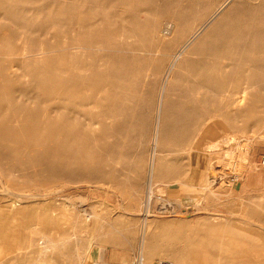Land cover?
Wrapping results in <instances>:
<instances>
[{"label":"rangeland","instance_id":"1","mask_svg":"<svg viewBox=\"0 0 264 264\" xmlns=\"http://www.w3.org/2000/svg\"><path fill=\"white\" fill-rule=\"evenodd\" d=\"M225 1L0 0V215L99 216L0 264H264V0H229L157 111Z\"/></svg>","mask_w":264,"mask_h":264},{"label":"bare ground","instance_id":"2","mask_svg":"<svg viewBox=\"0 0 264 264\" xmlns=\"http://www.w3.org/2000/svg\"><path fill=\"white\" fill-rule=\"evenodd\" d=\"M228 2L229 0H226L224 3H222L206 22H204L200 27L193 31L190 37L179 47L178 51L174 53V55L169 60L170 62L160 84L159 98L157 104V111L159 115L160 110L163 107L162 100L165 97V92L168 90L170 84L169 80L172 77V69L175 67L177 63L176 61L183 57L182 50L190 43H197V41L201 39V33L205 30L208 24L217 15L220 14V12L226 7ZM149 165L150 167H153V158H151ZM149 195H151V193ZM147 203L148 198L147 202L145 201L146 205ZM44 208L33 207L32 209H30L31 213L34 214L33 220H30L31 217L26 218L25 215L21 213V209L10 210L6 214L0 215V253H3L5 250H7L8 245H10L9 243L13 242L16 244L18 243L16 241H19L20 239L24 238L33 241L38 240L41 237H46L49 239L79 238V236H81L80 232H78L79 229L82 227L86 228L89 226L87 217L90 216L93 218L95 216L99 218V216L95 213H88L85 209H82V213L80 215H76L73 213L74 210L71 211L72 208L66 206H61V209L58 212H55L56 210L54 209L46 210ZM30 221L33 222L30 223ZM146 228L147 225L145 223V225L143 226V232L140 241V245L142 249H144V252H147V242L145 239ZM69 262H77L74 264H80L79 257H65L56 259L51 255H43L41 254V252H37L33 257L30 258H28L27 256L23 259L18 260L17 262H14L13 264H65ZM86 262L87 264L96 263V261L92 263H89L88 261Z\"/></svg>","mask_w":264,"mask_h":264},{"label":"built area","instance_id":"3","mask_svg":"<svg viewBox=\"0 0 264 264\" xmlns=\"http://www.w3.org/2000/svg\"><path fill=\"white\" fill-rule=\"evenodd\" d=\"M261 162L262 164H264V157H262ZM65 264H74V263H65ZM107 264H145V263H144V257L142 255V252H138L137 254L133 256L131 260L125 263L109 262ZM153 264H171V261L159 259L155 261Z\"/></svg>","mask_w":264,"mask_h":264},{"label":"crops","instance_id":"4","mask_svg":"<svg viewBox=\"0 0 264 264\" xmlns=\"http://www.w3.org/2000/svg\"><path fill=\"white\" fill-rule=\"evenodd\" d=\"M209 146H211L210 144L208 145V147ZM151 170H155V163H154V165H153V167L151 168ZM212 231H213V229H212ZM217 230H216V227L214 226V235H216L217 234V232H216ZM239 238H237V239H231L233 242H235V240H238ZM241 239H239L238 240V242H241L240 241ZM99 254H100V252L97 250V251H95V252H89V260L90 261H92V259H94V258H97V257H99ZM197 254V253H196ZM183 254H181V256H182ZM181 256H180V254H178L177 253V255H173L172 257H171V263L172 264H181V260H182V258H181ZM196 256H198V255H196ZM198 258V260H201L200 259V257H197Z\"/></svg>","mask_w":264,"mask_h":264}]
</instances>
